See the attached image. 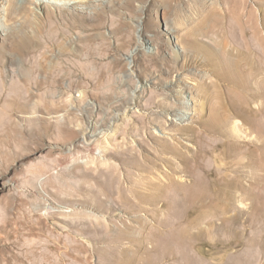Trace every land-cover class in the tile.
Masks as SVG:
<instances>
[{
  "label": "rangeland",
  "instance_id": "374dc122",
  "mask_svg": "<svg viewBox=\"0 0 264 264\" xmlns=\"http://www.w3.org/2000/svg\"><path fill=\"white\" fill-rule=\"evenodd\" d=\"M0 264H264V0H0Z\"/></svg>",
  "mask_w": 264,
  "mask_h": 264
}]
</instances>
